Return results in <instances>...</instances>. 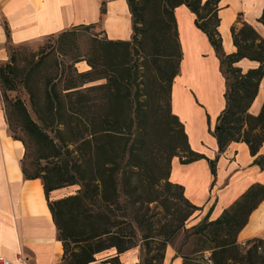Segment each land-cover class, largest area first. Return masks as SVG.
Returning <instances> with one entry per match:
<instances>
[{"label":"trees","instance_id":"trees-1","mask_svg":"<svg viewBox=\"0 0 264 264\" xmlns=\"http://www.w3.org/2000/svg\"><path fill=\"white\" fill-rule=\"evenodd\" d=\"M127 1L132 21L129 40L94 36L90 57H76L68 70H60L55 64L54 73L45 75L42 83L33 79L40 63L27 68L20 79L29 93L35 119L22 99L11 100L6 95V91L16 89L19 78L12 55L10 61L0 64L1 95L9 108L8 126L18 120L27 137L26 141L13 135L24 147L21 169L26 179L42 181L63 245L62 264H93L96 254L109 249H115L116 255L101 264H120L119 254L134 248L139 241L146 264H162L167 245L181 230L183 240L176 256L181 257L182 264H264V239L254 237L242 244L236 239L250 213L264 200V184L250 185L217 218L209 219L207 213L191 227H185L200 207L185 198L181 185L169 181L170 163L174 156L181 163L207 158L190 148L184 125L170 108L171 84L181 59L174 8L184 4L194 13L195 25L207 36L225 78V107L211 132L218 151L213 159H207L213 175L219 155L232 141L245 142L254 156L253 162L264 168V153L259 154L264 145V103L257 115L248 112L264 74V39L239 15L230 29L236 50L225 53L218 31L219 0ZM258 20L264 25V8ZM93 25L58 33L57 41L71 39L79 27ZM149 40L152 54L166 58L162 80L168 89L166 171L151 180L143 177L135 142L130 139L131 86L137 75L130 49L135 46L144 53ZM243 58L256 61L257 67L242 71L235 63ZM81 60L89 69L79 72L74 63ZM108 62L113 68L102 73V65L110 68ZM99 80L104 82L86 85ZM92 92L103 95L98 97ZM30 155L31 172L25 164ZM68 185H77L78 189L73 194L50 198L52 191ZM147 188H154L156 194L144 199L142 192ZM154 201H159L165 211L157 228L149 222L147 211L148 203ZM189 239L194 246L183 253L182 247Z\"/></svg>","mask_w":264,"mask_h":264},{"label":"crops","instance_id":"crops-1","mask_svg":"<svg viewBox=\"0 0 264 264\" xmlns=\"http://www.w3.org/2000/svg\"><path fill=\"white\" fill-rule=\"evenodd\" d=\"M218 31L227 54L236 50L231 27L240 15L264 39L259 17L264 0H219ZM181 48L178 72L170 89V108L184 125L190 148L207 159L217 155L212 135L217 118L225 107V78L219 59L205 33L195 25V15L184 4L174 8ZM0 63L7 58L5 46L34 43L75 26L99 24L102 35L110 40H129L132 21L127 0H0ZM235 65L242 71L257 67L247 58ZM264 103V74L248 112L257 115ZM9 134L0 93V258L11 264H62L63 245L52 219L39 178L26 179L21 169L23 144ZM264 153V145L259 154ZM207 159L181 163L173 158L169 181L181 185L185 198L197 207L194 223L207 213L209 219L238 199L247 188L264 184V168L253 162L248 145L230 142L219 155L213 175ZM264 239V200L250 213L237 233V242ZM112 256L115 249H110ZM128 251L119 261L131 264ZM182 264L176 250L167 248L165 264Z\"/></svg>","mask_w":264,"mask_h":264},{"label":"rangeland","instance_id":"rangeland-1","mask_svg":"<svg viewBox=\"0 0 264 264\" xmlns=\"http://www.w3.org/2000/svg\"><path fill=\"white\" fill-rule=\"evenodd\" d=\"M56 35H50L34 43H25L21 45L8 44L5 46L7 58L4 62L0 63L3 64L10 61V56L12 55V64L16 66L19 78L17 80L18 84L16 89L6 91V95L11 100H14L16 97L22 99L33 119H35V115L31 110L29 93L27 92V88L25 87L23 80L20 79L24 72H26L27 68L40 63L41 68L35 72L33 79L35 83H42L45 75L54 73L55 64H58V68L60 70L63 68L68 70L69 65L76 57L81 56L83 58H87L91 56V51L93 49L92 38L94 36L103 38L99 24L79 27L75 33V37L71 39L67 38L62 42L57 41ZM130 51L132 54L131 63L133 65L136 64L137 66V75L131 86L133 126L131 129L130 139L135 142L139 155L140 166L142 167L143 177L147 180H151L162 177L164 175V171H166L164 155L167 144V136L164 132V128L167 124L168 89L166 83L162 80L166 73V69L164 67L166 58L161 55L152 54L153 50L150 40L147 41V44L144 46V53H142V50L135 46L132 47ZM118 62L119 59L115 61V63ZM108 64L110 65V68L104 65L101 66V69L103 70L102 73H104V70L109 71L113 68L109 62ZM74 67L79 72L89 69V66L84 60L75 62ZM70 74L74 75L73 72ZM102 82H104V80L90 82L86 85L89 86ZM1 90L2 87L0 86V93ZM92 93L97 94L98 97H102L103 95L101 92ZM1 98L7 120L9 108L5 105L2 95ZM99 110L103 111V107H100ZM9 134L11 137L16 135L17 137H21L27 141L26 135L20 129L18 120H12V125L9 128ZM22 157L23 155L21 156V160ZM173 158L179 159L178 156H174ZM31 159L32 155L25 160V164L30 172L33 171V167L30 164ZM77 189V185L64 186L60 189L52 191L50 193V198L56 199L73 194ZM155 194L156 190L154 188H147L142 192V197L144 199H148L153 197ZM147 206L149 222L152 223L153 228H157V221H163V213L165 212L164 208L159 201L148 203ZM194 221L193 215H191L186 221L185 227H191L195 224ZM183 234L184 233L181 230L179 234L167 245L165 251H167V248L169 250L171 248L176 250L183 240ZM193 246L192 239H189L187 244L182 247V252H188L193 248ZM111 253L112 251L109 249L96 254L93 264H101L103 260L112 256ZM128 255L133 261L131 264H146V255L141 247V241L138 242L137 246L129 250ZM119 262L120 264H125L122 261ZM153 264H156V262H153ZM162 264H165V257Z\"/></svg>","mask_w":264,"mask_h":264},{"label":"built area","instance_id":"built-area-1","mask_svg":"<svg viewBox=\"0 0 264 264\" xmlns=\"http://www.w3.org/2000/svg\"><path fill=\"white\" fill-rule=\"evenodd\" d=\"M2 27V21L0 19V29ZM0 48H1V41H0ZM0 264H11L7 259H4V258H0Z\"/></svg>","mask_w":264,"mask_h":264},{"label":"bare ground","instance_id":"bare-ground-1","mask_svg":"<svg viewBox=\"0 0 264 264\" xmlns=\"http://www.w3.org/2000/svg\"><path fill=\"white\" fill-rule=\"evenodd\" d=\"M18 144L20 145V144H22L20 141H18ZM175 264H179V262H176Z\"/></svg>","mask_w":264,"mask_h":264}]
</instances>
